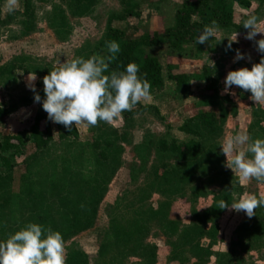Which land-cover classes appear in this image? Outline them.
Segmentation results:
<instances>
[{"label": "rangeland", "instance_id": "rangeland-1", "mask_svg": "<svg viewBox=\"0 0 264 264\" xmlns=\"http://www.w3.org/2000/svg\"><path fill=\"white\" fill-rule=\"evenodd\" d=\"M249 1L229 0L234 23L215 21L216 37L205 44L196 43L198 33L178 49L168 41L149 47L162 64L164 86L112 123H81L78 137L62 139L52 122L55 138L47 148L38 150L28 139L10 155L12 172L0 158V240L33 222L61 229L65 264H264V206L252 217L219 208L220 201L230 205L244 194L264 195V182H240L220 146L236 133L264 139V108L237 86L224 92L230 71L250 69L264 56L256 44L264 33L246 39L249 29L242 25L256 15L264 31V0ZM182 2L30 0L26 6L17 0L10 12L7 0H0V107L13 111L0 120V141L8 134L30 135L42 105L25 100L30 73L44 91L43 77L60 63L86 59L109 26L128 38L163 31ZM237 50L245 58L234 62ZM176 73L190 75L188 84L178 85L171 78ZM206 111L215 113L211 127L202 120ZM193 138L202 146L189 162L159 149L161 139ZM83 225L90 227L78 231Z\"/></svg>", "mask_w": 264, "mask_h": 264}, {"label": "clouds", "instance_id": "clouds-1", "mask_svg": "<svg viewBox=\"0 0 264 264\" xmlns=\"http://www.w3.org/2000/svg\"><path fill=\"white\" fill-rule=\"evenodd\" d=\"M17 0H7L8 10L16 9ZM216 22L205 25L196 37L201 45L216 37ZM249 29L246 39L254 40L258 33H264L259 26V18L251 15L243 22ZM227 45L231 49L232 42ZM258 51L264 53V38L256 41ZM106 57L93 55L87 59L77 58L60 63L43 77L44 97L36 90V75L28 76L27 86L34 93L35 102H42L43 110L48 119L63 124L71 130L81 123L96 126L98 122L112 123L124 111H131L138 103L150 99L151 84L146 74H141L139 65L130 62L123 70H109L111 61L121 51L117 41L106 42ZM245 58L244 53L236 51L234 62ZM224 92L232 86L249 91V99L264 108V56L259 63L249 69L243 67L230 71L224 81ZM264 126V121H261ZM246 148L239 150L238 146ZM222 153L226 155V166L239 172L240 182L256 179L264 182V139L250 141L248 133H236L228 136L221 143ZM232 156L229 160V156ZM264 206V195L244 194L230 205L219 202V208L244 211L248 217L255 215L258 207ZM0 264H65L63 236L59 231L44 228L38 223L29 222L11 234L6 240H0Z\"/></svg>", "mask_w": 264, "mask_h": 264}, {"label": "trees", "instance_id": "trees-1", "mask_svg": "<svg viewBox=\"0 0 264 264\" xmlns=\"http://www.w3.org/2000/svg\"><path fill=\"white\" fill-rule=\"evenodd\" d=\"M24 1L25 5L28 6L30 0ZM236 1L243 5H250L249 0ZM129 13L132 15L134 12L130 11ZM213 21L219 22L223 26H230L234 23V12L229 0H183L176 11L173 24L163 31H147L138 37L128 38L124 30L109 26L103 43L87 58L93 55L99 56L102 53L106 56L110 55L107 52L106 42L115 40L119 43L121 51L117 54V58L111 61L109 70H123L124 66L128 63L135 62L139 65L140 73L146 74V78L151 84L150 91L160 89L165 83L163 67L158 57L149 53L147 49L158 46L165 41H168L170 46L175 49L181 48L183 45L193 41L201 29ZM171 78L181 86L188 84L191 76L185 73H176ZM210 78L209 75L206 76V79L210 80ZM36 90L40 95H43L44 91L40 89ZM25 100L27 102L35 101L33 91H30L26 95ZM12 112L10 107H0V120L8 117ZM202 120L205 126H213L215 124V113L204 112ZM57 124L60 132L59 135L62 139L79 136L75 122H73L71 130L63 124ZM184 129L195 137L199 135L197 131L188 126H185ZM54 138L52 121L48 119L47 113L41 105L28 137L21 134H8L0 141V158L3 166L9 172L14 170L16 165L10 155L19 152L25 146L28 139L33 142L38 150H43L51 144ZM201 146V142L196 138L184 143H180L177 140L169 141L167 139H161L159 142L160 150L177 153L181 156V159L187 161L190 160V157H198ZM182 166L188 171L191 164L184 162ZM74 226V224L69 225L68 230ZM88 227L90 226L83 225L78 231L85 230ZM54 230L60 232L61 229H58V226L54 225ZM66 264L72 263L68 259Z\"/></svg>", "mask_w": 264, "mask_h": 264}]
</instances>
